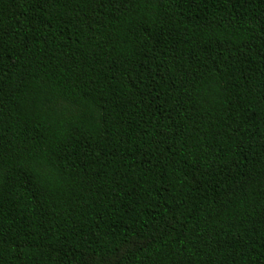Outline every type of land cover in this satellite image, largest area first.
I'll return each instance as SVG.
<instances>
[{
  "label": "trees",
  "instance_id": "trees-1",
  "mask_svg": "<svg viewBox=\"0 0 264 264\" xmlns=\"http://www.w3.org/2000/svg\"><path fill=\"white\" fill-rule=\"evenodd\" d=\"M0 264H264V0H0Z\"/></svg>",
  "mask_w": 264,
  "mask_h": 264
}]
</instances>
